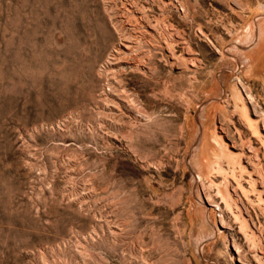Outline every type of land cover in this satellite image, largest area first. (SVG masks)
I'll list each match as a JSON object with an SVG mask.
<instances>
[{
    "label": "rangeland",
    "instance_id": "1",
    "mask_svg": "<svg viewBox=\"0 0 264 264\" xmlns=\"http://www.w3.org/2000/svg\"><path fill=\"white\" fill-rule=\"evenodd\" d=\"M178 1L144 91L161 1L0 0V264H264V0Z\"/></svg>",
    "mask_w": 264,
    "mask_h": 264
},
{
    "label": "bare ground",
    "instance_id": "2",
    "mask_svg": "<svg viewBox=\"0 0 264 264\" xmlns=\"http://www.w3.org/2000/svg\"><path fill=\"white\" fill-rule=\"evenodd\" d=\"M159 1H161L162 9L164 12L163 17H161L162 18L161 22L158 23L160 25V29L158 30L156 28L158 30L157 33L154 32L156 34H153V33L151 34V33L146 32V31L145 32L144 31L143 32H136L138 30V28L141 29V31H142V26H141L142 23L140 22L139 27L137 29L136 28L134 29V32L139 34L138 38L136 39V41H134V43H133L134 46L133 45H131V46L126 45L125 49L123 51H121L120 61H122V62L118 66V68L120 69V73H127L129 69L138 70V72H139L138 76L142 77L143 79H146V81L143 83L144 91L156 90L161 85L168 84L170 82V80L172 79L171 73L167 70L169 60H168V57L165 56V54L162 57L163 65H161V70L157 71V69L155 68V65H156L155 60L157 58L156 57L157 54L155 55V53H156L155 50H157L158 48L162 49L161 46H164L166 49L169 48L170 50L173 51L175 43H177L179 46L182 45L180 42H178L180 40H178V38H176V36H175L176 34H174V32L172 31L173 29H171L170 25L168 24L169 18L167 17V14L170 11H174L176 9V10H178V12L180 13L182 18L188 17V14H187L188 12H187L186 7L182 3H180L178 0H176L175 3H173L171 0H159ZM60 2H61V0H60ZM61 4L62 3H60V5ZM146 26H145V28H146ZM150 32H152V31H150ZM146 33H149L151 35L148 37ZM177 34L182 37L181 32H178ZM160 43L162 45H160ZM183 43H185V42H183ZM165 48L163 50H165ZM117 51H119V50H117ZM183 51H185V49H183ZM157 52H159V51H157ZM174 55H175V53H174ZM181 56L183 57L185 55H183L181 53ZM177 57H180V56L177 55ZM179 60H181V59H179ZM181 61H183V60H181ZM181 61H179V62H181ZM170 64H172V63H170ZM244 116H245L246 120L248 121L249 125L251 127H253L255 132H257L258 131V124H257V122H253L249 118L248 111L246 108H244ZM227 145H229V144H227ZM230 154H231V152H230Z\"/></svg>",
    "mask_w": 264,
    "mask_h": 264
}]
</instances>
